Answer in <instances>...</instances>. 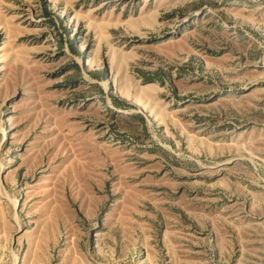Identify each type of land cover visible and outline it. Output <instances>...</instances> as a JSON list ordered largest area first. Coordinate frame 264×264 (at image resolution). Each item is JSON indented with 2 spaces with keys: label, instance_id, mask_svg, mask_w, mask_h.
<instances>
[{
  "label": "rangeland",
  "instance_id": "1",
  "mask_svg": "<svg viewBox=\"0 0 264 264\" xmlns=\"http://www.w3.org/2000/svg\"><path fill=\"white\" fill-rule=\"evenodd\" d=\"M0 264H264V0H0Z\"/></svg>",
  "mask_w": 264,
  "mask_h": 264
}]
</instances>
